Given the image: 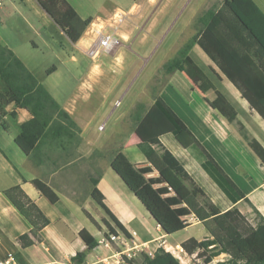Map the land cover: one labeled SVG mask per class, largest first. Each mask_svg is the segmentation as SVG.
<instances>
[{
	"label": "trees",
	"instance_id": "1",
	"mask_svg": "<svg viewBox=\"0 0 264 264\" xmlns=\"http://www.w3.org/2000/svg\"><path fill=\"white\" fill-rule=\"evenodd\" d=\"M36 2L73 43L81 38L92 21L91 17L82 18L67 0ZM197 22L195 33L163 64V71L167 75L176 70L183 72L201 92L213 89L216 96L212 104L217 112L229 123L236 122L240 136L264 164V146L237 120L234 106L189 55L192 46L199 45L239 90L249 107L264 120V11L254 0H222L219 5L201 13ZM55 70L56 66L52 65L46 72L51 74ZM11 103L15 108L27 109L31 117L16 126L15 109L6 110ZM134 119V132L139 138L137 147L147 163L136 166L122 151L116 150L110 157V166L164 232L174 234L183 230L188 225L187 217L194 215L208 235L201 240L190 237L183 241L181 247L187 255L195 254L205 264L220 254L228 257L215 264H264V215L255 209L257 218L252 227L235 205L221 211L176 156L161 143L162 135H173L232 204L246 198L243 190L205 150L183 120L159 94L148 107L142 108L140 103ZM12 124L16 127L13 132L15 143L29 159L39 164L45 161L47 144H60L67 152L66 144L80 140V128L68 111L19 56L0 44V125L5 131L12 132ZM33 183L51 202L57 200V194L46 182L35 178ZM95 183L93 180L92 198L127 235L120 221L105 206ZM2 192L29 222L30 233L39 239V231L50 222L46 215L20 185L10 186ZM107 226L109 232H115L113 227ZM18 240L22 247L32 242L27 240L26 234L20 235ZM85 256V251H77L68 264H84ZM139 256V261L124 259V264H183L164 247L157 248L152 254L142 251Z\"/></svg>",
	"mask_w": 264,
	"mask_h": 264
},
{
	"label": "crops",
	"instance_id": "2",
	"mask_svg": "<svg viewBox=\"0 0 264 264\" xmlns=\"http://www.w3.org/2000/svg\"><path fill=\"white\" fill-rule=\"evenodd\" d=\"M67 1L82 18L91 17V23H98V25L110 18L115 9L129 11L136 3V0H126L124 3L126 9L113 7L111 11L100 12L105 6L108 7V2L112 0H96L90 9L84 2L87 0H76V4L71 0ZM254 1L264 11V0ZM24 3L25 6L29 5L35 14L41 16V9L36 0H24ZM93 8L95 10L91 11ZM8 28L9 33L4 32L0 27V44L12 50L31 70L15 46L18 43L15 31L11 27ZM89 30L90 25L76 43L70 41L72 46L77 48L82 46L84 39L86 40L84 36ZM119 32L121 36H126L128 30L123 29L122 25ZM119 48L118 46L114 51V55L119 52ZM189 55L234 106L237 111V120L245 126L251 136L264 146V120L249 107L239 90L217 68L199 45H193ZM71 57L77 59L78 55L72 53ZM111 66L113 65L105 63L84 66L82 69L85 72L84 79L74 87L75 91L81 92L83 101L88 99L85 93L88 94L97 78L112 71ZM41 83L76 121L80 128V140L66 144L67 152H64L60 144H47L44 147L45 161L39 164L29 159L15 143L13 132L16 131V127L12 124L13 131L7 132L0 125V259L11 255L13 264H68L77 251H85L84 264H124L121 260V253L129 247L138 246L150 254L159 247H164L165 250L171 252V249L175 250L190 237L198 240L207 237L205 227L194 215L187 217L188 225L183 230L174 234L165 233L145 206L112 169L110 157L116 150L122 151L136 166L147 163L145 156L137 147L139 138L134 131L129 134L125 133L123 137V131L119 134L115 133L114 136L120 137L116 138L113 144L106 141L99 146L90 145L89 141L85 140L82 118L78 112L76 115L77 108L74 107V102L71 98L65 97L71 89L70 81H54L48 85L45 82ZM158 94L183 120L205 150L234 182L239 186L240 179L248 184L246 190L239 186L245 193V199L251 198V195L264 186V164L253 151L244 147L236 122L229 123L217 112L212 104L216 96L213 89L201 92L183 72L176 70L167 76ZM13 109L16 111V126L31 117L27 109L15 108L13 103L6 107L7 111ZM160 141L183 164L192 179L202 187L221 211L235 205L244 214V211L238 207L242 200L232 204L197 161L179 145L173 135L164 134L160 137ZM109 145L112 146L109 150H113L110 156L103 149ZM132 147L137 148L139 152L131 149ZM127 151L134 155V160L129 158ZM90 171L97 172L94 176L90 174ZM35 178L46 182L57 194V200L51 202L41 194L33 183ZM93 180H96L95 187L103 195L105 206L120 221L127 235L116 227L106 212L92 198ZM13 185H20L24 193L50 221L39 231V239L30 233L29 222L2 192ZM252 201L253 203L250 204L252 208L264 209V204L258 202L254 204V200ZM248 210L249 208L246 211ZM106 224L113 227L115 232H109ZM22 234H26L27 240L32 241L30 245L21 246L18 237ZM92 241L94 243L90 247ZM191 258H195V254L187 255L186 260ZM181 262L187 264L184 261Z\"/></svg>",
	"mask_w": 264,
	"mask_h": 264
},
{
	"label": "rangeland",
	"instance_id": "3",
	"mask_svg": "<svg viewBox=\"0 0 264 264\" xmlns=\"http://www.w3.org/2000/svg\"><path fill=\"white\" fill-rule=\"evenodd\" d=\"M71 1L76 4V0ZM95 1L84 2L90 9ZM221 1L136 0L131 10L119 9L126 12L125 19L115 32L114 27L108 25L110 18L101 25L90 23V30L84 36L86 40L84 39L80 46L83 48L72 46L66 34L51 22V18L40 6L38 7L41 9V16L35 14L29 5L25 6L24 0H3L0 7V27L7 33L10 32L8 27L15 31L18 39L15 46L20 56L41 82L48 85L54 81H70L71 89L65 97L71 98L77 108L76 115L79 113L82 118L85 140L92 146H99L106 141L115 143L116 138L120 137L114 136L115 133L123 131V137L125 133L134 131V113L137 106L141 103L142 108L148 107L167 79L163 64L174 57L183 43L195 33L198 28V16L207 8L219 5ZM125 2L126 0H112L108 2V7L105 6L100 12L111 11L113 7L126 9ZM93 10L95 8L91 9ZM122 25L123 29L128 30L126 36H121L119 32ZM100 32L103 34H99ZM104 34L115 35L116 38L109 52H104L100 47V39ZM118 46V55H114ZM72 53L78 55L77 59L71 57ZM192 55L195 56L194 53ZM195 58L200 61L197 56ZM102 63L112 64V71L97 78L88 94L85 93L88 99L83 101L81 92L74 89L75 85L84 79L85 72L82 69L85 65ZM52 65H55L57 70L48 75L46 71ZM201 65L203 66L202 63ZM239 137L244 147L252 151L245 140L240 135ZM109 148L112 146L103 149L110 156L113 150ZM131 149L139 152L137 148ZM127 152L129 158L134 160V155L130 151ZM107 159L109 160L108 157ZM96 172L90 171V174L95 176ZM238 182L242 189L248 188L246 182L240 179ZM252 200L254 204H264V186L251 195V198L238 204L244 211L245 221L254 227L257 213L255 208L250 206ZM259 211L264 215V209ZM252 240L254 241L253 237ZM175 254L179 256L180 261L187 264H205L197 257L186 260L187 254L184 250ZM227 257L226 254H221L209 264H215ZM134 259L139 261V254Z\"/></svg>",
	"mask_w": 264,
	"mask_h": 264
},
{
	"label": "built area",
	"instance_id": "4",
	"mask_svg": "<svg viewBox=\"0 0 264 264\" xmlns=\"http://www.w3.org/2000/svg\"><path fill=\"white\" fill-rule=\"evenodd\" d=\"M2 1L3 0H0V5L2 4ZM125 13L126 12L119 10V9L118 10L116 9L113 12L112 16L110 17V21L108 23L109 26L114 27L113 32H115V30L119 26V24L125 19ZM99 29H97V31H99ZM99 34H103V33L100 32ZM115 41H116L115 35L110 36L109 34H106V35L104 34V35H102V38L100 39V44H101L100 47L103 48L104 52H106V51L109 52L112 50V48L115 44L114 43ZM92 53L94 54L95 51ZM175 250L171 249V252L179 259V256L177 254H175V252H177V253L182 252L183 249L181 246H177L175 248ZM142 251H143V249L138 247V246H133V247H129L127 249H124V250H122V253H121V260H123V262H124V259H134ZM12 260H13L12 256L9 255L5 259H0V264H13Z\"/></svg>",
	"mask_w": 264,
	"mask_h": 264
}]
</instances>
